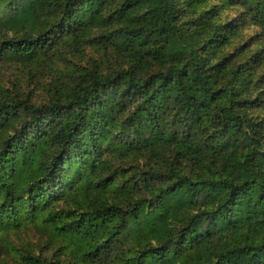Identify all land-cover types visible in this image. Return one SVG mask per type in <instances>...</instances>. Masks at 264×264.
<instances>
[{"label":"trees","instance_id":"1","mask_svg":"<svg viewBox=\"0 0 264 264\" xmlns=\"http://www.w3.org/2000/svg\"><path fill=\"white\" fill-rule=\"evenodd\" d=\"M221 7L260 28L256 47L226 52L243 23ZM87 43L123 66L79 73L47 105L0 99V231L41 216L50 235L49 256L20 264H264V122L249 112L264 100V0H0V62ZM105 145L170 163L120 183ZM77 179L79 212L50 209Z\"/></svg>","mask_w":264,"mask_h":264},{"label":"rangeland","instance_id":"2","mask_svg":"<svg viewBox=\"0 0 264 264\" xmlns=\"http://www.w3.org/2000/svg\"><path fill=\"white\" fill-rule=\"evenodd\" d=\"M217 10L219 18L223 22L238 21L243 23L244 21L242 9L238 7L225 9L221 7ZM240 31L241 34L226 50L227 53L234 52L245 43L249 44L247 50L257 46L256 41L252 43L251 40L257 33H260L259 27L245 22L240 27ZM123 64L122 57L115 51L93 43H87L77 49L66 46L56 54L46 55L45 58L33 64L15 59L3 60L0 62V99L11 101L29 98L37 106L47 105L53 99H57V95H60L59 93L63 88H66V85L76 80L79 73L107 74L119 69ZM249 112L252 117L264 122V100L253 105ZM167 119L170 121V117ZM102 150L103 155L100 158L109 164L108 170L105 171L106 175H110L114 171L125 174L123 178L119 179L120 183L132 177L141 180L142 174L147 173L152 167L164 170L170 163V152L167 155L168 158L159 156L158 159H151L147 155L135 161L132 159L118 160L106 145L102 147ZM74 182L71 192L66 191L62 196L55 197V200L50 204V209L78 211L72 198L79 195L77 190L81 180L77 179ZM144 197H149L148 192L133 193L130 198L120 196L115 200L110 199V202L120 203L124 200L128 202L130 199L138 200ZM125 204L127 206L129 203ZM36 221V223L26 222L20 227L13 226L0 231V264H20V257L28 251L34 252L36 256H41L43 250L45 256L50 255L44 249L45 243L50 239L49 231L41 228V216H38Z\"/></svg>","mask_w":264,"mask_h":264}]
</instances>
